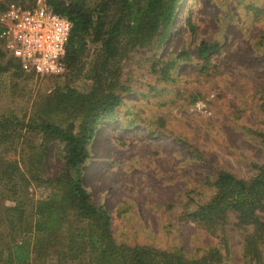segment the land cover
Returning a JSON list of instances; mask_svg holds the SVG:
<instances>
[{
    "label": "rangeland",
    "instance_id": "obj_1",
    "mask_svg": "<svg viewBox=\"0 0 264 264\" xmlns=\"http://www.w3.org/2000/svg\"><path fill=\"white\" fill-rule=\"evenodd\" d=\"M85 1L92 9L101 2ZM132 1L140 7L145 2ZM113 18L114 9L106 10L103 28H96L99 36L85 37L79 63L60 76L16 73L6 67L8 58H1L0 122H48L77 133L80 107L58 96L65 90L91 92L100 39ZM130 40L118 38V53L97 86L120 103L98 125L79 174L71 175L91 203L110 215L117 246L148 249L186 264H264V235L253 223L264 224V197L241 211L224 207L208 220L199 215L218 196L220 174L244 182L264 176V0H180L166 31L160 28L146 44ZM202 44L215 47L201 57ZM22 134L35 151H27L22 139L4 140L0 165L30 170L25 198L31 204L50 196L45 182L65 171V151L57 139L43 142L40 135ZM3 204L13 206L3 200L0 210ZM64 226L70 227L69 220ZM45 234H35L39 240L32 247L40 251L30 264H58ZM62 264L90 263L81 256Z\"/></svg>",
    "mask_w": 264,
    "mask_h": 264
},
{
    "label": "trees",
    "instance_id": "obj_2",
    "mask_svg": "<svg viewBox=\"0 0 264 264\" xmlns=\"http://www.w3.org/2000/svg\"><path fill=\"white\" fill-rule=\"evenodd\" d=\"M44 1L55 13L65 16L72 24L63 59L65 70H72L79 63L85 53V37L90 33H94V37L99 36L96 28L98 26L103 28L106 10L113 8L114 18L110 28L100 39L101 58L96 59L94 69L92 68V72H95L93 80L96 83L91 92L81 95L65 90L58 96L60 102L64 101L78 109L80 107L78 114L81 121L77 133L48 122L24 124L19 120L8 119L0 122V142L13 141V138L22 139V143L27 144V151H35V147L28 144L25 134H22L32 133L42 136L43 142L59 140L64 144L65 151V171L53 181L45 182L51 187L50 196L31 204L25 198L26 186L33 180L30 170L26 172L23 169L19 170L15 165H0V201L5 200L13 204V206L3 204L0 210V226L4 223L7 228L0 234V264H30L36 251H40L39 248L32 247L34 246L32 244H37L39 240L38 236L35 238L34 236L43 233L48 234H45L48 239L47 247L54 250L53 254L58 264H62L64 260L74 261L81 256H85L90 264H186L148 249H126L117 246L109 230L110 215L102 206H94L91 203L79 179L71 175L72 170L79 174L80 168L89 158L88 145L98 125L108 119L120 103L118 96L97 88L103 81L104 73L108 72L109 62L114 60L118 53V38L124 37L128 43L133 42L130 39L143 44L148 43L160 28L165 31L169 28L180 0H145L141 7L138 6V1L101 0L94 9L90 8L85 0ZM18 2L22 5L25 3L32 5L36 0H10V4ZM7 6L0 2V10ZM138 36H141L139 40L136 39ZM214 47L202 44L199 55L205 57ZM1 50L0 59L6 56ZM6 67L14 69L16 73H22L18 64L10 58ZM40 150L41 152L38 151L34 155L36 164L40 163L42 158V149ZM216 187L218 196L206 209L199 212L205 220L210 219L207 217L209 214L224 207L241 211L252 201L263 198L264 176L244 182L228 174H220L216 180ZM68 220L70 227H65L64 223ZM84 220L89 223L88 226L77 224L85 222ZM24 223H27V228H24ZM253 223L254 231L260 236L264 235V224L258 223L257 220ZM29 235L31 238H27ZM254 243V240H251L250 244L254 246ZM250 244L248 246L252 248Z\"/></svg>",
    "mask_w": 264,
    "mask_h": 264
},
{
    "label": "built area",
    "instance_id": "obj_3",
    "mask_svg": "<svg viewBox=\"0 0 264 264\" xmlns=\"http://www.w3.org/2000/svg\"><path fill=\"white\" fill-rule=\"evenodd\" d=\"M71 27L70 20L55 13L44 0L32 5L11 3L0 10V46L23 74L57 76L65 69Z\"/></svg>",
    "mask_w": 264,
    "mask_h": 264
}]
</instances>
